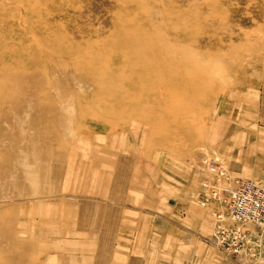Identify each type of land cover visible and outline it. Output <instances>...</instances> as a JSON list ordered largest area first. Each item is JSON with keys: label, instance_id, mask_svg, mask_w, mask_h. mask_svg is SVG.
Returning <instances> with one entry per match:
<instances>
[{"label": "rangeland", "instance_id": "1", "mask_svg": "<svg viewBox=\"0 0 264 264\" xmlns=\"http://www.w3.org/2000/svg\"><path fill=\"white\" fill-rule=\"evenodd\" d=\"M244 180L264 0H0V264H264Z\"/></svg>", "mask_w": 264, "mask_h": 264}, {"label": "built area", "instance_id": "2", "mask_svg": "<svg viewBox=\"0 0 264 264\" xmlns=\"http://www.w3.org/2000/svg\"><path fill=\"white\" fill-rule=\"evenodd\" d=\"M231 191L229 213L240 221L264 225V184L255 181H236ZM229 243V242H224ZM237 246L232 242L229 247Z\"/></svg>", "mask_w": 264, "mask_h": 264}]
</instances>
